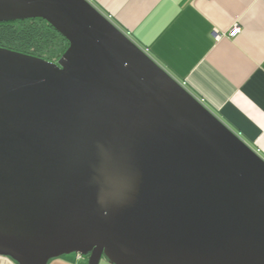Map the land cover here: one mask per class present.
<instances>
[{
    "label": "water",
    "instance_id": "obj_1",
    "mask_svg": "<svg viewBox=\"0 0 264 264\" xmlns=\"http://www.w3.org/2000/svg\"><path fill=\"white\" fill-rule=\"evenodd\" d=\"M44 19L57 63L0 47V256L264 264V159L88 0Z\"/></svg>",
    "mask_w": 264,
    "mask_h": 264
},
{
    "label": "crops",
    "instance_id": "obj_2",
    "mask_svg": "<svg viewBox=\"0 0 264 264\" xmlns=\"http://www.w3.org/2000/svg\"><path fill=\"white\" fill-rule=\"evenodd\" d=\"M88 1L264 159V0ZM0 264L17 263L0 256Z\"/></svg>",
    "mask_w": 264,
    "mask_h": 264
},
{
    "label": "trees",
    "instance_id": "obj_3",
    "mask_svg": "<svg viewBox=\"0 0 264 264\" xmlns=\"http://www.w3.org/2000/svg\"><path fill=\"white\" fill-rule=\"evenodd\" d=\"M68 40L44 19L0 22V47L57 63Z\"/></svg>",
    "mask_w": 264,
    "mask_h": 264
},
{
    "label": "built area",
    "instance_id": "obj_4",
    "mask_svg": "<svg viewBox=\"0 0 264 264\" xmlns=\"http://www.w3.org/2000/svg\"><path fill=\"white\" fill-rule=\"evenodd\" d=\"M241 29H240V26L239 25H236L234 26L231 31H230V36H236L240 33ZM214 37L216 40H219L221 38V35L216 31L214 33ZM147 54H148V51L144 50ZM149 55V54H148Z\"/></svg>",
    "mask_w": 264,
    "mask_h": 264
},
{
    "label": "rangeland",
    "instance_id": "obj_5",
    "mask_svg": "<svg viewBox=\"0 0 264 264\" xmlns=\"http://www.w3.org/2000/svg\"><path fill=\"white\" fill-rule=\"evenodd\" d=\"M73 254H75V255H76V253H73ZM10 259H11V258H10ZM83 259H84V261H86V262H87V259H88V258H87V257H83ZM102 260H103V261H106V259H105V258H103Z\"/></svg>",
    "mask_w": 264,
    "mask_h": 264
}]
</instances>
